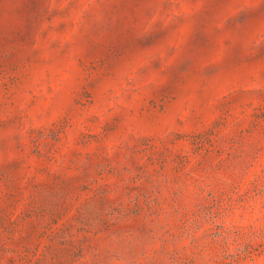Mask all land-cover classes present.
Returning a JSON list of instances; mask_svg holds the SVG:
<instances>
[{"label":"rangeland","instance_id":"1","mask_svg":"<svg viewBox=\"0 0 264 264\" xmlns=\"http://www.w3.org/2000/svg\"><path fill=\"white\" fill-rule=\"evenodd\" d=\"M0 264H264V0H0Z\"/></svg>","mask_w":264,"mask_h":264}]
</instances>
